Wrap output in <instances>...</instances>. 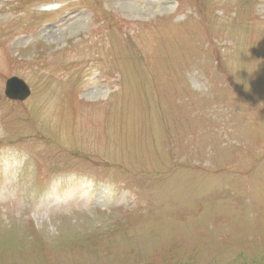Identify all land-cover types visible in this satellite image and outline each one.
Masks as SVG:
<instances>
[{
	"label": "rangeland",
	"instance_id": "rangeland-1",
	"mask_svg": "<svg viewBox=\"0 0 264 264\" xmlns=\"http://www.w3.org/2000/svg\"><path fill=\"white\" fill-rule=\"evenodd\" d=\"M1 164L0 264H264V0H0Z\"/></svg>",
	"mask_w": 264,
	"mask_h": 264
},
{
	"label": "water",
	"instance_id": "water-1",
	"mask_svg": "<svg viewBox=\"0 0 264 264\" xmlns=\"http://www.w3.org/2000/svg\"><path fill=\"white\" fill-rule=\"evenodd\" d=\"M6 95L13 99H25L29 96L30 90L25 82L17 77L10 78L6 83Z\"/></svg>",
	"mask_w": 264,
	"mask_h": 264
}]
</instances>
